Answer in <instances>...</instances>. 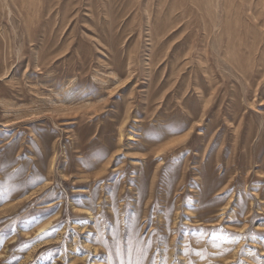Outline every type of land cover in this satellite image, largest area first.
<instances>
[{
	"label": "rangeland",
	"instance_id": "obj_1",
	"mask_svg": "<svg viewBox=\"0 0 264 264\" xmlns=\"http://www.w3.org/2000/svg\"><path fill=\"white\" fill-rule=\"evenodd\" d=\"M129 253L264 264V0H0V264Z\"/></svg>",
	"mask_w": 264,
	"mask_h": 264
},
{
	"label": "snow or ice",
	"instance_id": "obj_2",
	"mask_svg": "<svg viewBox=\"0 0 264 264\" xmlns=\"http://www.w3.org/2000/svg\"><path fill=\"white\" fill-rule=\"evenodd\" d=\"M102 159H103V157H101V160H102ZM122 264H123V262H122ZM128 264H132L131 253H129Z\"/></svg>",
	"mask_w": 264,
	"mask_h": 264
},
{
	"label": "bare ground",
	"instance_id": "obj_3",
	"mask_svg": "<svg viewBox=\"0 0 264 264\" xmlns=\"http://www.w3.org/2000/svg\"><path fill=\"white\" fill-rule=\"evenodd\" d=\"M250 45V44H249Z\"/></svg>",
	"mask_w": 264,
	"mask_h": 264
}]
</instances>
